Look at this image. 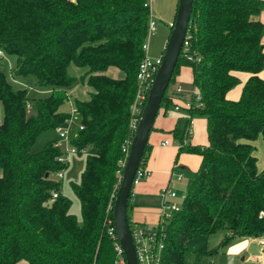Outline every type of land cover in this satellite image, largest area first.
<instances>
[{
  "label": "trees",
  "instance_id": "16d2710c",
  "mask_svg": "<svg viewBox=\"0 0 264 264\" xmlns=\"http://www.w3.org/2000/svg\"><path fill=\"white\" fill-rule=\"evenodd\" d=\"M143 2L0 0V49L14 57L9 81L0 69V264H115L107 228L143 56L148 15ZM262 9L260 0H192L187 49L169 83L179 67H188L201 105L194 106L191 95L193 103L184 108L166 88L158 110L179 105L183 115L176 121L183 119V126L170 131L179 144L177 154H197L200 162L179 210L166 225H155L163 233L159 264H186L184 242L198 235L228 232L206 251L214 253L235 238L264 234V168L256 169L254 155L256 139L264 143ZM70 64L85 69L78 81L91 89L87 100L72 105L82 129L69 144L84 155L79 179L70 184L79 220L68 212L70 201L54 179L67 165L57 161L62 154L57 138L31 152L42 133L69 116L59 107L77 82ZM109 66L121 70L123 78L103 74ZM239 74L246 75L243 81ZM27 77L33 78L30 89ZM237 85L239 97L227 99ZM196 115L205 119L203 146L187 142L188 121ZM148 149L146 143L140 166ZM128 208L129 199L131 227Z\"/></svg>",
  "mask_w": 264,
  "mask_h": 264
},
{
  "label": "crops",
  "instance_id": "0c3cea01",
  "mask_svg": "<svg viewBox=\"0 0 264 264\" xmlns=\"http://www.w3.org/2000/svg\"><path fill=\"white\" fill-rule=\"evenodd\" d=\"M150 2H152L151 9L154 10V15L157 16V18H159L160 20H164L165 22H167V26L170 31V24L172 25L175 16L177 0H168L166 10H162L161 4L159 6L154 0H150ZM151 9L150 14L152 18L153 14ZM258 17L264 26V9L259 12ZM167 34H169V32H166V30H164L163 40L165 43L168 37ZM261 43L264 47V33L261 38ZM84 71V68H78L72 64L68 66L69 74L75 77L77 80H79V77L84 73ZM103 74L114 79L123 78V72L118 68L112 66H109L103 72ZM261 75L262 77H264V70L263 72H261ZM239 77L241 78V81H243L246 75L239 74ZM175 79V82L178 83L184 91L192 90V86L189 90L185 87L187 83H191V71L188 67H179L178 74L176 75ZM77 83L79 84L77 85ZM90 91L91 89L88 86H86L84 83H81L80 81H77L73 88L68 91V98L73 101L75 99L84 101L88 99ZM239 93L240 85H237L226 93V98L229 100H236L239 97ZM174 96L176 95L174 94ZM179 115H183L182 110L178 111L169 109L163 112V110L159 109L154 118L151 130L147 137V144L149 146L147 159L145 160L143 165L145 170L147 171V175L144 179L139 181L135 186L131 188L129 195L130 208H128V217L131 223L149 226L157 225L159 223V211L162 201L159 194L160 189L165 186H169L170 182L174 180L172 178V172H176L179 174H181L180 172H185L186 174L182 173V175H187V183L185 182V187L187 190L190 184L187 180H192L191 176L193 175L191 174H193V172L199 165V155L188 152H180L177 154V148L179 144L172 137L170 131L175 125L178 124V121H176V119L179 117ZM183 123L184 120L182 119L181 126H183ZM177 126L180 127L179 125ZM164 141H166V143H164ZM187 142L190 145L197 146H203L207 143L204 118H202V120L194 119V116L191 118L190 132L189 136L187 137ZM254 145L256 169L260 171L264 168V143L262 142V139L258 137L254 142ZM181 179L182 177L180 178V180ZM180 180H174V183H180ZM222 232L223 234H228V232ZM220 237L221 236H218L217 238L213 239L212 243L215 247L220 242L218 241ZM254 238L255 237L235 238L231 243L229 242L230 244L227 243L224 246H227L226 248L222 247L220 249L221 251L206 254V251L213 249V246L212 248H208L203 252H200L205 253V256H208V260L203 262V264H238L236 262V257L240 254V261L244 262L245 254L251 248L250 246H255L257 244L254 241ZM260 253L262 255H260ZM217 259H220L219 262ZM250 259L247 261V264H264V250L259 248L258 256L251 257ZM15 264L26 263L24 261L21 262L20 260Z\"/></svg>",
  "mask_w": 264,
  "mask_h": 264
},
{
  "label": "built area",
  "instance_id": "2783aa9c",
  "mask_svg": "<svg viewBox=\"0 0 264 264\" xmlns=\"http://www.w3.org/2000/svg\"><path fill=\"white\" fill-rule=\"evenodd\" d=\"M143 6L148 8V15H147V26H146V34L145 38L141 44V49L143 52V56L141 60L139 61L137 65V71H136V88L135 92L132 98V102L129 105V114L130 119L128 123V132L129 136L125 138L123 141V146L121 147V152L123 153V160L120 163V168L116 170V186H118L119 180H120V174L121 169L125 160V156L127 154L129 142L135 127V124L137 122V119L140 115L142 106L144 104L148 88L153 80L154 74L159 66L161 56L156 58H150L147 56V49H148V38L150 34H152V31L154 30V21L151 18L150 14V0H144ZM171 26V24H170ZM189 38V35L186 31L182 43L181 52H185L187 49V40ZM180 52V53H181ZM3 52L0 49V59L3 58ZM17 83V81H15ZM18 84V83H17ZM21 84V83H19ZM25 86V85H24ZM28 86H25V88ZM30 89V87H28ZM173 91V94H175L179 101L183 104L184 108H187L191 106V104L194 102V106H199L201 103L199 102V95L193 91H184L178 83L174 82L173 88H171ZM191 95L193 96V102H191L190 98ZM174 110H179V105L173 106ZM74 121H78L76 111L74 107L72 106V114L68 116L67 119L64 120L63 124L56 127L54 132L57 135V145L59 146L61 143V155L57 158V161L60 163H68L70 156L75 154V148L69 144V140L72 138L74 132L76 130L82 129L81 124L78 123V126L75 129H72V126L74 124ZM190 125H191V119L188 121V126L186 128L187 137L189 136L190 132ZM166 143V141H164ZM173 175H176V180H180L181 174L172 172ZM147 175V171L145 170L144 166L137 167L133 179L131 188L135 186L139 181L144 179ZM56 177H62V171H58L55 174ZM56 192H52L51 196L52 198L56 197ZM159 194L161 196V206L159 211V223L162 224L163 221L168 220L171 215L179 210L178 205H176L173 202V199L176 197V194L169 189V186H165L160 189ZM184 196H182L183 199ZM113 204V203H112ZM112 208V207H111ZM260 215H263L261 212ZM160 229H162V226L156 227V226H149V225H137L134 224L131 227H129L131 238H132V244L134 247L135 252V259L136 264H159L161 259V252L163 243L161 241V238L163 236V233H160ZM108 234L114 239L113 240V250L115 252V264H125L124 255L122 253V250L116 240L114 229L112 224L107 228ZM254 241L257 243V245L264 250V234L258 237L254 238Z\"/></svg>",
  "mask_w": 264,
  "mask_h": 264
},
{
  "label": "water",
  "instance_id": "95a60500",
  "mask_svg": "<svg viewBox=\"0 0 264 264\" xmlns=\"http://www.w3.org/2000/svg\"><path fill=\"white\" fill-rule=\"evenodd\" d=\"M191 5L192 0H177L174 20L162 50L159 66L148 88L144 104L135 124L121 169L120 180L114 194L112 226L116 240L124 255L125 264H136L126 212L132 179L140 164L152 123L180 55L189 22Z\"/></svg>",
  "mask_w": 264,
  "mask_h": 264
},
{
  "label": "rangeland",
  "instance_id": "374dc122",
  "mask_svg": "<svg viewBox=\"0 0 264 264\" xmlns=\"http://www.w3.org/2000/svg\"><path fill=\"white\" fill-rule=\"evenodd\" d=\"M154 1L159 6L161 4L162 10H166L168 0H154ZM160 1H162V2H160ZM151 3L152 2H150V9H151ZM151 11L153 14L152 19L154 21V30L152 31V34H150V36L148 38V49H147L146 54L150 58L151 57H157L158 58L161 56L162 50L165 46V42L163 40L164 30H166V32H169V28L167 26V22L157 18V16L154 15V10L151 9ZM167 36H168V34H167ZM3 56L4 57L0 59V69L4 72L6 79L9 81L10 80L9 74H10V71L13 69V66H14V57L11 55H5L4 53H3ZM24 81L26 82L25 83L26 86H31V84L33 82V78L27 77ZM78 84L79 83H77V85ZM173 86H174V82L169 83L167 90L173 88ZM185 87H186V89L188 88V90H189L191 88V83H187L185 85ZM77 88H79V87H77ZM32 95L34 97H36V96H41L42 94L32 93ZM72 105H73V100L68 98V100L63 102L59 108L62 112H65V113H68L69 115H71L72 114ZM2 115H3L2 114V107L0 104V120L2 119ZM179 117H180V115H179ZM202 118H204V117L203 116H197V115L194 116V119H197V120H202ZM181 120L182 119L178 120V124H177L180 127H181ZM78 123L80 124L79 120L74 121L72 129H75L78 126ZM55 138H57V135L53 130L52 131H46V132L42 133L36 139L35 143L32 145L31 152L38 151L46 141H48L50 139H55ZM62 144L63 143H61L59 145V147H62ZM83 165H84V155L83 154H81V155L73 154L70 156V159L66 165V168L62 171V177H60V178L56 177V176L54 177V179L59 180V182H60V194L64 197H66L70 201L68 212L71 213L72 215H74L77 220H79V218H80L79 203H78L77 198L75 197V195L73 194V192L70 188V184L76 183L78 181L79 175L83 169ZM180 173H181V177H182V179L179 181L180 183H174V180H176L175 179L176 175H173L172 178L174 180L172 182H170V184H169V189L177 195L173 199V202L178 206H180V204H181L182 196H184V194L186 193L185 182H186V178H187V175L185 176V174H186L185 172H180ZM182 173H185V174L182 175ZM191 175H193V174H191ZM191 179H192V176H191ZM187 181L189 183L191 182L189 180H187ZM167 223L168 222L165 221V225ZM226 235H228V234H225V233L223 234L222 231H216L215 233H212L209 235H198V236H195V237L190 238L188 240H185V242H184L185 254L184 255H185L186 264H200V263L203 264V262L208 260V256H205L208 253L205 254V253H200V252H203L204 250H206L208 248H212L214 246V244L212 243L214 238L221 236L220 239H218V241H221V239L224 238ZM216 241H217V239H216ZM231 242L232 241H230V243ZM226 247H224V248H226ZM250 247L251 248L245 254V258H244L245 263L240 261L241 260V254L236 257V260H237L236 262L238 264H247V261L251 257H257L258 256V250L260 247L257 244L255 246H250ZM219 251H221V250H219ZM260 252H261V250H260ZM260 255H262V254L260 253ZM248 256H250V257H248ZM217 260L219 262L220 259H217ZM22 261L23 260H21V262Z\"/></svg>",
  "mask_w": 264,
  "mask_h": 264
}]
</instances>
